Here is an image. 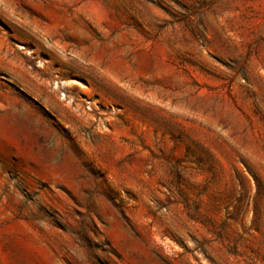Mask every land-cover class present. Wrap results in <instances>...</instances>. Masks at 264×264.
<instances>
[{
    "label": "rangeland",
    "instance_id": "374dc122",
    "mask_svg": "<svg viewBox=\"0 0 264 264\" xmlns=\"http://www.w3.org/2000/svg\"><path fill=\"white\" fill-rule=\"evenodd\" d=\"M0 264H264V0H0Z\"/></svg>",
    "mask_w": 264,
    "mask_h": 264
}]
</instances>
